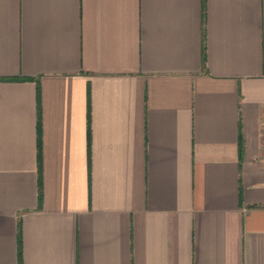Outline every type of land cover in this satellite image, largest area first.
Segmentation results:
<instances>
[{"label":"crops","instance_id":"obj_1","mask_svg":"<svg viewBox=\"0 0 264 264\" xmlns=\"http://www.w3.org/2000/svg\"><path fill=\"white\" fill-rule=\"evenodd\" d=\"M0 264H264V0H0Z\"/></svg>","mask_w":264,"mask_h":264}]
</instances>
